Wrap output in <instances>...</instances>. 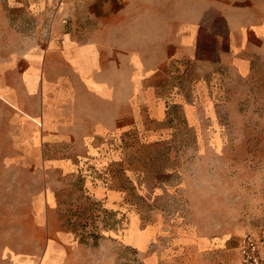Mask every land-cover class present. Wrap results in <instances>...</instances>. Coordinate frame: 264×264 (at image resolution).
Listing matches in <instances>:
<instances>
[{
	"label": "crops",
	"instance_id": "1",
	"mask_svg": "<svg viewBox=\"0 0 264 264\" xmlns=\"http://www.w3.org/2000/svg\"><path fill=\"white\" fill-rule=\"evenodd\" d=\"M80 1L45 36L28 38L0 18V99L11 125L0 135L36 164L82 175L120 221L126 186L137 184L126 140L182 136V118L207 136L201 126L220 121L213 84L223 73L247 76L264 58V22L220 0ZM220 8L227 34L208 43ZM135 214L145 245L120 242L137 250L135 264H218L216 242L158 217L141 225Z\"/></svg>",
	"mask_w": 264,
	"mask_h": 264
},
{
	"label": "rangeland",
	"instance_id": "2",
	"mask_svg": "<svg viewBox=\"0 0 264 264\" xmlns=\"http://www.w3.org/2000/svg\"><path fill=\"white\" fill-rule=\"evenodd\" d=\"M80 2L0 0V18L28 38L45 36L56 23L67 25ZM229 3L251 7L264 22V0H220ZM212 19L208 43L227 34L224 10ZM221 75L212 89L220 121L201 126L207 136L194 135L199 127L182 118V136L126 140L125 168L137 172V184L126 186L120 221L82 175L36 164L0 135V264H105L115 255L118 264H135L137 250L120 246L131 212L141 225L157 217L179 223L182 235L216 242L218 264H237L241 234L264 228V58L247 76ZM8 117L0 99V134L11 128ZM115 225L121 230L110 231Z\"/></svg>",
	"mask_w": 264,
	"mask_h": 264
},
{
	"label": "built area",
	"instance_id": "3",
	"mask_svg": "<svg viewBox=\"0 0 264 264\" xmlns=\"http://www.w3.org/2000/svg\"><path fill=\"white\" fill-rule=\"evenodd\" d=\"M237 264H264V228L241 234Z\"/></svg>",
	"mask_w": 264,
	"mask_h": 264
},
{
	"label": "bare ground",
	"instance_id": "4",
	"mask_svg": "<svg viewBox=\"0 0 264 264\" xmlns=\"http://www.w3.org/2000/svg\"><path fill=\"white\" fill-rule=\"evenodd\" d=\"M130 221L129 226L124 230V236L123 238L126 241H133L135 244H137L139 247H143L145 244L144 242V231H141L137 227V221H136V214L135 212H131L130 214ZM49 255V252L47 251L45 253L44 258H46ZM41 264H47L45 262V259L42 261Z\"/></svg>",
	"mask_w": 264,
	"mask_h": 264
}]
</instances>
